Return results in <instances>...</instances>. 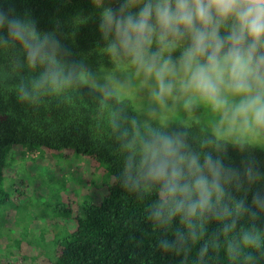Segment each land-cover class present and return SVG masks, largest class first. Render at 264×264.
Listing matches in <instances>:
<instances>
[{
  "label": "trees",
  "instance_id": "1",
  "mask_svg": "<svg viewBox=\"0 0 264 264\" xmlns=\"http://www.w3.org/2000/svg\"><path fill=\"white\" fill-rule=\"evenodd\" d=\"M122 2L0 0V12L24 27L21 39L6 22L0 26V206L9 198L4 171L13 146L18 157L43 148L52 156L67 151L95 171L85 185L94 197L64 221L52 257L41 264H264V211L252 206V196L264 193V149L220 138L200 122L143 124L131 99L104 94L81 79L82 73L131 62L109 51L111 37L101 29L105 14ZM156 133L180 137L184 151L201 161L212 154L226 167L251 163L257 178L239 188L227 184L203 213L166 209L151 218L154 206L170 200L158 182L140 178L143 144ZM102 175L109 177L103 188L93 182ZM239 201L250 210L238 212ZM31 227L22 229V237L9 228L7 246L14 250L6 260L1 253L0 264H23L20 255L27 252L38 257L29 236L42 240L43 233H31Z\"/></svg>",
  "mask_w": 264,
  "mask_h": 264
},
{
  "label": "clouds",
  "instance_id": "2",
  "mask_svg": "<svg viewBox=\"0 0 264 264\" xmlns=\"http://www.w3.org/2000/svg\"><path fill=\"white\" fill-rule=\"evenodd\" d=\"M5 22L23 39L21 22L0 12V26ZM101 29L111 37L113 55L129 57L152 78L161 103L180 95L186 108L204 103L232 123L264 128V0H123L105 14ZM140 168V178L158 182L170 198L166 207H153L154 219L166 209L203 213L213 207L214 197L218 202L224 196L227 184L239 188L258 175L251 163L226 167L212 154L201 161L184 151L180 137L164 133L144 142ZM252 206L264 211V193L252 196ZM236 210L250 208L239 201Z\"/></svg>",
  "mask_w": 264,
  "mask_h": 264
},
{
  "label": "rangeland",
  "instance_id": "3",
  "mask_svg": "<svg viewBox=\"0 0 264 264\" xmlns=\"http://www.w3.org/2000/svg\"><path fill=\"white\" fill-rule=\"evenodd\" d=\"M180 52L177 48L171 53L172 58L179 57ZM168 55L164 53L165 57ZM81 79L104 94L131 99L136 115L143 124L158 123L170 127L200 122L220 138L230 142H246L264 149V128L242 127L232 123L223 113L213 111L204 103L186 108L180 95L168 97L161 103L154 96L152 78L138 70L132 61L82 73ZM14 148L8 155L4 171L9 198L0 206V255L3 253V260L9 259V251L14 250L11 245L7 246L10 227L16 230L14 237H22V229L32 226L31 233L35 230L43 233L40 235L42 240L29 236L39 246L38 257L27 252L22 253L19 260L23 264H41L40 259L52 257L55 235L57 238L59 231L64 230V221L77 212L76 206L94 197L89 191L90 187L85 185L87 176L91 178L95 171L90 172L86 158L75 154L68 156L67 151L52 156L43 148L18 157V151L17 154L13 153ZM107 179V175H102L94 177L93 182L103 188L109 185ZM98 194L101 196L102 192Z\"/></svg>",
  "mask_w": 264,
  "mask_h": 264
}]
</instances>
